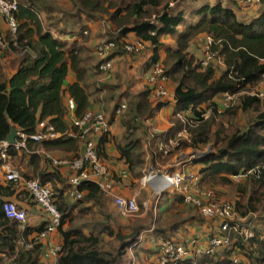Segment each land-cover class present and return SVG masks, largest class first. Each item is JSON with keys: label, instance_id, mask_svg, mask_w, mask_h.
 <instances>
[{"label": "trees", "instance_id": "16d2710c", "mask_svg": "<svg viewBox=\"0 0 264 264\" xmlns=\"http://www.w3.org/2000/svg\"><path fill=\"white\" fill-rule=\"evenodd\" d=\"M210 1L213 3H198L199 0H69L71 9L66 12L47 0H17L18 42L22 52L24 49L29 51L21 54L17 51V72L11 78L0 80V142L7 140L13 126L26 135H32L38 131V123L47 120L56 131H68L70 127L65 121L68 109L64 103V93L75 102L76 119H81L90 110H100L108 118L103 111L106 108L111 112L110 125L116 115V108L126 103L127 109L119 116L124 135L118 150L129 173L141 179L140 170L145 164L142 140L149 131L146 123L162 108L174 104L171 118L173 126L159 137L166 144L184 127L179 114L191 106L197 109L205 105L212 110L210 118L205 121L200 113L193 119L187 118L191 141L181 143L169 156L186 148L204 150L211 144L213 153L193 161L200 165L201 186L214 190L216 198H219L220 187H233L241 196L235 209L243 221L238 231L219 230V236L230 237V246L218 249L212 256L204 254L188 258L186 264H233L232 257L237 254L242 257L237 264H264V222L253 223L250 219L244 223V219L257 210L256 203L262 202L264 197V107L262 98L251 93L264 83V0L261 6L249 10L235 0L225 3L221 0ZM170 3L176 5L171 7ZM259 7L258 14L250 19L238 17L237 12L240 10L242 14H249ZM42 14L46 15V20ZM102 19H108L115 28L113 38L106 41L116 45L111 57L137 55L124 50V43L130 35L144 42L145 50L148 47L153 52L154 61L160 60L161 51L166 53L163 63L168 75L167 87L176 102L170 99L152 101L149 86L133 94L128 85L126 90H121L122 85H112L108 80V83L103 84L90 83L92 77L103 74L99 69L102 60L96 53L97 46L92 49L85 43L90 40L89 23ZM202 34L212 35L215 40L214 50L223 57L226 65L220 72L216 69L220 66L215 65L201 72L200 62L190 52L193 40ZM166 37H171L175 45H167L164 42ZM7 40L10 42L9 48L16 51L10 35ZM5 51L0 50L1 57ZM70 72L75 74L76 80L67 84ZM224 93L238 95V101L233 108L219 115L217 110ZM102 94L107 95V101L100 99L101 103L97 105L96 101L99 102V95ZM240 112H253L255 116L246 125L240 126L237 121H233ZM217 117L227 120L230 124L228 128L223 122L217 124ZM142 129L145 130L141 137ZM106 137L108 135L98 140L95 149L101 160L110 164L107 158L100 155V151H105ZM31 143L40 142L29 140L28 148H31ZM41 143L49 152L79 151V140L66 136ZM22 153L23 150L13 147L8 151L10 159L16 160ZM78 154L61 160H74ZM47 161L50 162L49 172L40 170L36 177L42 186L54 191V203L62 214V224L58 230L63 243L59 264H122L130 250L137 251L140 248L138 246L144 227L124 234L120 230L122 226L105 210V197L93 182H84L79 187L84 193L82 199L71 198L67 190L70 189L74 172L63 178L60 170L69 169V166L54 165L50 158ZM40 162V157L30 155V163L35 169H40ZM3 165L0 158V171ZM250 171L254 173L249 174ZM19 172L26 180L34 179L22 169ZM241 174L245 176L235 186L232 177ZM117 177L121 179L120 175ZM57 183L61 184L62 189L57 190ZM171 195L174 196L173 206L175 203L184 204L181 195ZM243 200L247 203L243 204ZM11 201L21 210L22 206L15 201H23L31 207V201L34 200L23 184L16 185L6 180L0 182V264L7 259L9 261L6 264H45L47 260L41 243H36L31 249L25 245L33 241L34 235L45 230V220L37 226H31L27 222L24 224L8 218L4 205ZM33 204L38 206L35 201ZM186 206L190 208L189 213L195 211L199 219L204 220L198 208ZM25 211L28 221L30 209ZM91 211L104 218L102 231L118 243L115 254L102 247L101 233L96 234L92 230L88 234L83 228L73 226L77 215ZM178 227L179 222L175 221L167 231L157 227L150 231L155 235L153 239L158 240L153 242L149 253L157 255L159 241L173 239L167 233ZM246 230L253 233L249 239L245 238ZM154 263L159 264L155 260Z\"/></svg>", "mask_w": 264, "mask_h": 264}, {"label": "built area", "instance_id": "2783aa9c", "mask_svg": "<svg viewBox=\"0 0 264 264\" xmlns=\"http://www.w3.org/2000/svg\"><path fill=\"white\" fill-rule=\"evenodd\" d=\"M216 1V0H214ZM227 2L228 0H221ZM242 4L245 9L249 10L255 6H261L263 0H235ZM171 7L175 3H170ZM18 2L17 0H0V16L4 19L11 42L15 48L22 49L18 42L19 22L17 19ZM85 34H87L85 32ZM198 40L203 43V57L200 60V71L205 72L210 66L218 65L225 68L223 57L214 50L215 40L212 35L204 34L199 36ZM10 47V42L5 35L0 34V50ZM116 49L113 42H102L96 47V53L102 63L99 69L103 74L111 73L115 64V57L110 54ZM124 50L127 53L138 54L145 50L144 42L140 40L127 41L124 43ZM24 49L22 53L28 52ZM30 54H32L30 52ZM147 64V83L150 87L149 97L152 101L170 99L176 102L174 95L168 90V75L166 67L161 60H153L152 56L148 57ZM260 98H264V92H253ZM236 95L231 93H224L221 97L220 104L217 110L219 115L227 111L234 103ZM67 109L69 112H74L76 109L75 102L68 99ZM127 109V104L122 103L116 108V116H121ZM203 120H208L212 114L210 109L205 105L197 108L191 106L184 113L179 114V118L184 122V127L177 133L176 137L169 139L168 143L160 145V152L163 155H170L172 149H177L184 141H191V134L188 128L187 118L193 119L197 114ZM110 122L104 113L100 110H90L81 119H74L73 128L62 133L56 131L55 127L48 121H41L38 123V131L32 135H26L23 132H18L17 139L14 144L10 145L7 140L0 142V158L3 160V169L5 171V180L8 183L16 185L23 184L28 193L33 197V200L46 214V228L39 234L34 235L33 241L25 244L27 249H31L36 243H41L44 246V255L47 260L45 264H59L63 243L58 240V230L62 224V214L54 203V191L50 187H44L38 180H26L18 169L9 164L10 148L16 150H25L28 147V141L42 142L47 139H55L66 136L67 138L78 139L83 142V151L74 160H58L50 157L54 165H67L69 170L74 172L70 181L69 191L70 197L74 199H82L84 193L80 191L79 187L84 182L95 183L101 193L105 197H110L116 205L120 215L130 217L136 215L140 211L137 197L125 198L115 194L112 182L109 180V167L106 165L98 155L95 147L98 140L102 136L109 135ZM153 135L159 133L158 128H152ZM254 173L250 171L249 174ZM129 176L127 171L122 172V177L125 179ZM245 174L233 176L235 182H240ZM140 184L142 187L151 188L158 198L164 193L179 194L183 197L185 205L193 206L200 210L201 215L205 219H210L218 222V228L223 232H230L232 229L238 231L241 228L243 219L238 218L236 214L235 205L230 201H219L215 199L213 190L204 189L201 186V175L195 171L187 170H163L156 165H149L145 170ZM147 207L146 202L143 203ZM4 211L8 218L15 219L21 223L27 222V214L25 210H20L13 202H6ZM245 238L249 239L253 236L250 230H246ZM207 248L201 252L209 256L215 255L220 248L231 245L229 236H219L218 234L206 235ZM57 238V240H56ZM198 243L193 239L190 242L191 246ZM197 252H200L197 251ZM193 255L190 247L185 246L182 242L174 239H164L158 243V261L160 264H185L186 259ZM233 264H237L238 259L232 258Z\"/></svg>", "mask_w": 264, "mask_h": 264}, {"label": "crops", "instance_id": "0c3cea01", "mask_svg": "<svg viewBox=\"0 0 264 264\" xmlns=\"http://www.w3.org/2000/svg\"><path fill=\"white\" fill-rule=\"evenodd\" d=\"M203 2H210L213 3L210 0H199L198 3H203ZM238 4V2H237ZM260 7L258 9L253 10L251 13L247 14H242V12H239L242 16L240 17L238 14L239 18L243 19H250L253 16H256L258 14ZM237 12V13H238ZM45 14H42V18L46 20V15L45 18L43 17ZM188 15V13H187ZM247 15V18L245 16ZM101 22H91L89 23L90 26V34L94 30L100 27ZM0 34L5 35L6 39L7 36L9 35L6 23L4 19L0 16ZM96 36V35H95ZM90 39V37H89ZM130 40L133 39L129 38ZM128 39V40H129ZM164 42L167 45L174 46L175 42L171 37H166L164 39ZM88 48H95L97 45L94 43V39H90L88 43H85ZM147 47V46H146ZM148 53L144 54V58H139L137 61L132 62L131 59L127 58L128 64L127 66L124 67V65L119 64L121 61L119 57H115V66L113 70L111 71L112 73H119L120 71L123 73L124 76L126 74L124 73V70L126 69L127 76H126V82L128 85V89L131 91V93L136 94L137 91L143 90L148 86L147 83V64L150 56L153 55V52L151 50H148V47L146 48ZM19 55V54H18ZM16 53L10 52L7 53L6 58H0V80L3 81L6 78H11L16 72H17V61H18V56ZM166 58V53L164 51L160 52V60L164 62ZM119 59V61H117ZM13 60V61H12ZM9 61H12L11 63ZM6 64H10V66H7ZM133 66V67H132ZM132 67V68H131ZM115 69V70H114ZM223 69V68H222ZM110 75L106 78L105 80H108L110 84H116L117 77L115 75ZM95 77H92L90 80V83L94 82ZM76 80V76L73 72H70L68 76V82L67 84H71ZM131 87V88H130ZM126 85L121 86V90H126ZM66 89V88H65ZM135 89V90H133ZM174 89V87H172ZM133 90V91H132ZM120 91V90H119ZM69 95L67 93H64V103L65 106H67L68 103ZM174 104L172 103L171 106H166L162 108L152 120L148 121L146 123L147 129L149 128V131H147V134L143 136V131L145 129H142V134L141 137L143 136V151H144V166L140 170L142 172V176L147 169L149 165H156L158 167H161L163 170H168V171H174V170H182V171H187V170H192L197 173H199L200 170V165L194 164L193 161L196 159H201L200 158V153H209L210 149L205 148L204 150H194L192 148H186L183 150H178L175 154L171 156H165L163 155L162 152H160V145L164 144L159 137L163 135L166 131L172 128L173 124L171 123V118H173V109H174ZM68 111V110H67ZM103 111L106 113L108 116V120H110V109L103 108ZM212 112V110H211ZM121 117L114 115L112 118L111 122V127H110V133L107 139L108 141L105 143V151H100V155L102 158H107L108 162L110 164H107L109 167V180L112 182L115 194L120 195L125 198H131V197H137V202L141 201V205L143 206V203L146 202L147 207L150 206L153 208L154 215H159L161 216L160 219V229L168 230L171 225L175 221L179 222V227L177 230L173 232H168L167 235H169V238H173L175 240H178L182 242L185 246L190 247L193 255L190 257V259L194 257H198L204 254H201L202 251H204L207 248V241H206V235L210 234H218L219 228H218V222L210 219H205L201 221L196 214V212H190L189 209L187 208L186 205H178V203L174 204V196L171 194L167 195V193H164L166 196H163L162 194L161 197L158 198V195L154 194L153 189L151 188H144L140 184L141 179H137L133 177L128 169H127V164L124 159L121 158L119 150H118V144L120 141H122L123 135H124V130L121 127V122L120 119ZM76 119L74 112H67L65 116V121L68 124L70 128H73V121ZM48 121V120H47ZM49 122V121H48ZM110 122V121H109ZM152 125L155 128H158L159 133L156 135H153L152 133ZM69 128V130H70ZM171 139V138H170ZM31 148L27 147V149L23 150L24 153L22 155H19L20 157L23 156L22 158L26 164L30 163V155L34 154L40 157L41 162H40V167L42 168L43 171L49 172L50 170V162L47 161L48 158L51 156L55 159L61 160V159H67V158H72L74 154L78 155L81 154V151L83 149V142L79 140V151H61V150H55L54 152H49L44 148V145L40 142L39 144L37 143H31L30 144ZM176 149H172V151ZM171 151V152H172ZM210 154V153H209ZM17 156V157H19ZM16 158L10 159L9 158V164L12 165L14 168V164H16ZM31 164V163H30ZM32 165V164H31ZM18 166V165H17ZM2 170L0 171V182L3 183L5 181V171L3 169V166L1 168ZM17 169V168H16ZM32 172L35 170L34 165L30 167ZM127 171L129 173V176L127 178L122 177V172ZM38 173V172H37ZM61 176L64 178L66 176H70L71 171L68 168H63L60 170ZM4 175V177H3ZM29 175V174H27ZM120 175L121 179L118 178L117 176ZM31 177V176H30ZM38 179V178H36ZM50 184V183H49ZM52 186V185H51ZM57 190L62 189L61 184L57 183ZM214 191V190H213ZM215 193V191H214ZM105 197V196H104ZM142 197H144L142 200ZM216 198V194H215ZM219 201H225L220 198H216ZM11 200V198H10ZM13 201V200H12ZM11 201V202H12ZM17 204L21 205L22 209H30L29 211V219L27 223H29L31 226H37L40 223H42L46 219V214L44 211L41 209L39 206H35L34 208L28 206L25 202L23 201H15ZM14 203V202H13ZM158 203V204H157ZM186 206V207H185ZM190 207V206H188ZM144 208V206H143ZM105 210L107 211L108 214L112 215L111 212H114L118 215V209L116 205L114 204L113 200L110 197H105ZM179 213H182V215H179ZM191 213H194L191 215ZM197 216H196V215ZM121 216V215H120ZM192 216H195L196 218H192ZM122 217V216H121ZM180 218V219H179ZM192 218V219H190ZM159 228V227H157ZM142 236V235H141ZM197 240L198 243L195 246H191L190 242L191 240ZM57 240V238H56ZM58 240H60V236H58ZM158 240V239H156ZM155 239L152 238L151 244L149 246V249L153 247V242L156 241ZM157 242V241H156ZM200 252H197L199 251ZM237 258L238 261L240 262L242 260L241 255L237 254L232 258ZM151 259L152 261L156 263H159L158 261V256L151 254ZM160 264V263H159ZM186 264V262H185Z\"/></svg>", "mask_w": 264, "mask_h": 264}, {"label": "rangeland", "instance_id": "374dc122", "mask_svg": "<svg viewBox=\"0 0 264 264\" xmlns=\"http://www.w3.org/2000/svg\"><path fill=\"white\" fill-rule=\"evenodd\" d=\"M48 3L54 5L55 7L58 8H64V11L67 12L68 9H71L70 7V2L69 0H47ZM175 2V1H174ZM176 5V3H175ZM241 12V10L239 11ZM239 14V16L241 17L242 15ZM58 16L60 15L59 13L57 14ZM57 16V17H58ZM45 18V15L43 16ZM56 17V18H57ZM247 17V16H245ZM100 27L97 28L96 30H94L92 32V34L89 33L88 37H90V39H94V43L95 45H99L100 43L102 42H106V41H109L110 39L113 38V35H115V28L112 27V25L108 22V19H102L100 21ZM96 35V36H95ZM204 34L200 35V36H203ZM133 35H130L129 38L133 39ZM128 38V39H129ZM128 41H135V39L133 40H128ZM5 50V49H3ZM8 51V52H7ZM17 51L19 52V54L22 53V49H18L15 51V50H12L11 48H6V53H10V52H13V53H17ZM190 52L195 56L196 59H198V61L200 62V59L203 57V43H201V41L197 39L193 40V45L190 49ZM4 53V56L1 57V52H0V58H6L7 57V54ZM148 51L147 49L146 50H143L142 52L138 53L140 55H123L121 56L120 58V62L119 64L121 65H124L127 66L128 64V61H127V58L128 59H131L132 62H135L137 61V59L139 58H143V54H147ZM142 54V57H140ZM145 57V56H144ZM13 61V60H12ZM12 61H9L10 63ZM117 61H119V59H117ZM7 66H10V64H6ZM115 66V64H114ZM215 66H218V65H215ZM133 67V66H132ZM131 67V68H132ZM218 69V72H220L222 70V67L220 68H216ZM115 70V69H114ZM115 73V72H114ZM114 73H108V74H101V75H97L95 76V79H94V82L93 83H98V84H103V83H108L107 80H105V76L106 78L110 75H113ZM124 73L126 74L127 76V72H126V69L124 70ZM116 77H117V81H116V84H120V85H126L127 87V80H126V76L123 75V73L120 71L119 73H115ZM131 88V87H130ZM135 90V89H133ZM132 90V91H133ZM257 91H262L264 92V83L262 82L258 88H255L251 93L253 92H257ZM138 92V91H137ZM102 97V98H101ZM107 95H99V102L96 101V104L97 105H100V99L104 102L107 101ZM237 101H238V95H236L235 97V101L233 103V105L229 108H233L236 104H237ZM262 101H263V107H264V98H262ZM100 107H103V106H100ZM207 108V107H206ZM255 115L253 114V112H240L234 119L233 121L234 122H238L240 124V126H244L246 125ZM216 123H224V126L228 128V125H230L228 123L227 120H222L221 117H217L216 118ZM213 148V150H211L209 153H213L214 152V147L209 144L207 147L205 148ZM24 158L23 156L20 157L19 159L21 160H16V164L18 165H15L14 166L17 168V169H22V171L26 174H29L32 178H34L35 180H37L36 178V174L37 172H39L40 170H42V168L40 167V169H35L33 172L32 170L30 169V167L32 166L30 163L29 164H26L25 161L22 159ZM235 183V186H237L238 183L240 182H234ZM220 190L219 191V198L222 199V200H225V201H230L232 202L235 206H236V202L238 200H240V193L239 192H236V190L233 188V187H220L219 188ZM264 192V191H262ZM163 196H166L165 194ZM22 199H24V196H21ZM144 197H142V200ZM241 201V200H240ZM262 202L260 203H256L255 207L257 208V210L255 212H251L249 214V216L247 218H245L244 220V223L249 221L250 219L253 220V223H260V222H264V197L262 198L261 200ZM243 204H246V200H243L242 201ZM34 201H31V204H32V208L35 207V205L33 204ZM158 204V203H157ZM139 207H140V211L138 214L136 215H133V216H130V217H124V216H120L114 212H111L112 213V216L118 221V225L119 226H122L121 227V231L124 232V234H129L131 233L134 229H138L139 227H144V230H142V236H141V240H140V245L138 247H140L139 249H137V251H133V250H130L128 252V254L126 255V257L123 259L122 261V264H155L152 259H151V254L149 253V246L151 244V241H152V238L155 236L154 233L151 234L150 231L154 230L156 227H159L160 228V219H161V216L159 215H154V210L153 208H151L150 206L148 207V209H146L145 207L143 208V206L141 205V201L139 202ZM78 213V212H77ZM194 213H191V215H193ZM236 214L238 216V218L240 219H243V217L240 216V214L238 213V211L236 210ZM76 220L73 224L74 227H81L83 228V230L86 232V233H91L92 230L95 231L96 234H99L101 233V238L103 239L102 241V247L107 250L108 252H112V254H115V247L118 245V243L114 240L113 237H111L110 235H108L107 233H104L102 231V224L104 223V218L101 217L100 215H98V213L96 212H89V213H83V214H80V215H77V217H75ZM262 222V223H263ZM6 259V258H5ZM8 259L5 260L3 262V264L5 263H8Z\"/></svg>", "mask_w": 264, "mask_h": 264}, {"label": "water", "instance_id": "95a60500", "mask_svg": "<svg viewBox=\"0 0 264 264\" xmlns=\"http://www.w3.org/2000/svg\"><path fill=\"white\" fill-rule=\"evenodd\" d=\"M18 132H19V130L15 126H13L12 129H11V132H10L8 138H7V142L10 145L15 143L17 135H18ZM209 149H210V151L213 150L212 147L211 148L209 147ZM208 155H209V153H200V158L203 159V158L207 157Z\"/></svg>", "mask_w": 264, "mask_h": 264}]
</instances>
